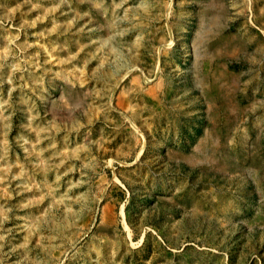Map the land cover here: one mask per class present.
<instances>
[{"label": "rangeland", "instance_id": "1", "mask_svg": "<svg viewBox=\"0 0 264 264\" xmlns=\"http://www.w3.org/2000/svg\"><path fill=\"white\" fill-rule=\"evenodd\" d=\"M0 264H264V0H0Z\"/></svg>", "mask_w": 264, "mask_h": 264}]
</instances>
